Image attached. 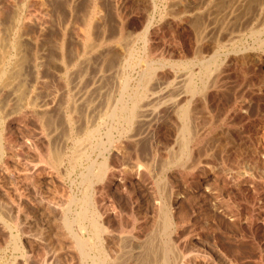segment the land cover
Masks as SVG:
<instances>
[{"label": "rangeland", "instance_id": "1", "mask_svg": "<svg viewBox=\"0 0 264 264\" xmlns=\"http://www.w3.org/2000/svg\"><path fill=\"white\" fill-rule=\"evenodd\" d=\"M39 1L0 0V53L31 24L27 93L0 90V264H95L102 243L114 264H264V0ZM91 10L108 38L82 55ZM88 195L101 243L77 219Z\"/></svg>", "mask_w": 264, "mask_h": 264}, {"label": "bare ground", "instance_id": "2", "mask_svg": "<svg viewBox=\"0 0 264 264\" xmlns=\"http://www.w3.org/2000/svg\"><path fill=\"white\" fill-rule=\"evenodd\" d=\"M55 1V0H54ZM52 3V0H40L39 3L41 4L42 8L45 6H47V3ZM50 3V4H51ZM59 5V4H58ZM53 6V5H52ZM51 6V7H52ZM55 6V5H54ZM49 7V6H48ZM47 7V8H48ZM50 7V8H51ZM47 8H45L44 10H46ZM53 8V7H52ZM55 8V7H54ZM53 8V9H54ZM52 9V10H53ZM97 10V9H96ZM49 11H51V9H49ZM59 11V10H57ZM48 12V11H47ZM91 15L88 16L86 22H85V28L83 29V33H84V38H83V50H82V55H84L87 51H93V50H96L97 48L101 47L103 45V43L105 42L104 41V36L107 35L106 31L108 30L107 28H104L102 31H103V35H102V38H98L97 37V34H96V30H95V27H94V24L93 22L97 19V15H95V10H91ZM2 13H4L2 11ZM1 13V14H2ZM99 10L97 12V14H99ZM46 14V13H45ZM52 14V13H51ZM48 15V14H47ZM53 15V14H52ZM1 16V15H0ZM51 16V15H50ZM3 18V17H2ZM28 20H30L28 18ZM15 21V19H14ZM4 22V21H3ZM27 18H19V16L17 15V18H16V21H15V24L13 25L14 27L11 28V33L13 34L11 39L9 40V44H8V47L6 46L5 49L0 53V90H3L2 88H9V91L11 92H8V94L10 96L8 97H11L13 98V96H16L19 92H21L22 94L26 92V90L24 91L23 88H25V86L27 85L28 86V73L26 72V65H27V62H28V43H23L22 42V36H23V31H27V29H30V25L27 24ZM41 24V23H40ZM44 24V23H43ZM43 24L41 25H38L39 26V29H40V32H39V35L35 37V41L36 42H39L41 40L42 37V34L45 32V28L43 27ZM47 25V24H46ZM34 26V25H33ZM45 26V25H44ZM35 27V26H34ZM37 28V27H36ZM38 29V28H37ZM47 31V29H46ZM124 27L121 29V34H124ZM46 33V32H45ZM109 33V32H108ZM120 34V36H121ZM99 36V35H98ZM108 36V35H107ZM105 36V37H107ZM108 38V37H107ZM27 41L30 42V39L29 38H26ZM63 41V42H62ZM62 46L65 47V42L64 40H62ZM107 42H111V41H107ZM135 42V41H134ZM2 46V45H0ZM4 47V46H2ZM0 47V49L2 48ZM109 55V53H108ZM108 55L106 54V58H108ZM62 59L64 57H61ZM105 58V59H106ZM209 72V71H208ZM213 72V71H212ZM210 73V72H209ZM153 79V76L152 75H149V79L147 81L146 84L143 85V88H144V93H147L150 89H149V82ZM30 87V86H29ZM189 88H191L192 91H196L197 89H193L189 83V86H187ZM206 89V87H205ZM6 91V89H4ZM31 90V89H30ZM203 90V89H202ZM8 91V90H7ZM6 91V92H7ZM24 91V92H23ZM32 92V91H31ZM27 93V92H26ZM29 93V92H28ZM22 94L20 95V97H22ZM30 94V93H29ZM3 95V94H2ZM6 95V94H5ZM148 95V94H147ZM146 95V96H147ZM25 96V95H24ZM19 97V96H18ZM14 99V98H13ZM12 99V100H13ZM19 101H20V98H18ZM22 99V98H21ZM24 99V98H23ZM2 100V98L0 99ZM11 100V99H9ZM11 100V101H12ZM10 102V101H9ZM8 103V102H6ZM6 103L3 104L6 105ZM11 103V102H10ZM9 103V105H11ZM30 104V101L28 102ZM4 105L2 106V104L0 103V106L1 107H4ZM9 107V106H8ZM136 107V103L134 102L133 103V109ZM127 108H128V105H127ZM4 109V108H2ZM125 109V107L123 106V110ZM185 110V109H184ZM183 110V111H184ZM3 112V111H1ZM0 112V114H1ZM4 113V112H3ZM188 113V112H187ZM184 115V114H183ZM188 115V114H187ZM131 116V117H130ZM128 116V121L131 120V118L133 119L135 114L133 115H130ZM189 116V115H188ZM73 117V116H72ZM3 118L5 119V115L3 116ZM184 118H186V116H184ZM3 119V120H4ZM186 120V119H185ZM130 124H131V121H130ZM132 125V124H131ZM185 126V125H184ZM187 126V125H186ZM191 126V124H190ZM189 127V126H188ZM184 130L183 133H184V136L183 137V143H184V146H183V149H182V156L183 157H187L189 156L191 153H193V149L190 148V142L191 140V136L190 138L187 136L188 135V128L187 127H183ZM193 130V129H192ZM6 131V130H5ZM192 132V131H191ZM6 134V133H5ZM5 134H4V131L3 129L0 130V151L2 153H6L5 151ZM193 134V132L191 133ZM193 136V135H192ZM196 138V137H195ZM82 142V141H81ZM81 144V143H79ZM81 146V145H80ZM12 149V147H10ZM105 148V147H104ZM6 149H7V146H6ZM53 149V148H52ZM29 150V149H28ZM50 150V149H49ZM121 151V149H119ZM48 151V150H47ZM54 151V150H53ZM80 152V151H79ZM4 153V154H5ZM53 153V152H52ZM141 153V152H140ZM54 154V157H55V160H56V163L58 164H63L65 159L68 158V156L65 154H57L55 156V153ZM74 154V153H73ZM86 154V150L84 149L82 152L79 153L78 158L79 160L82 158V156H84ZM75 155V154H74ZM51 156V155H50ZM71 157V156H70ZM109 157V156H108ZM54 159V158H52ZM51 159V160H52ZM107 159V158H106ZM110 159V158H109ZM180 159V158H179ZM183 160V158H181ZM49 160V158H48ZM73 160V163H75V158L74 159H71ZM108 160V159H107ZM105 160L104 162H102L98 167H93L89 170V173L87 174L86 178H87V181L88 183L91 185L93 182H95L96 180H100L103 179L106 175V172L108 170V167H109V164H108V161ZM178 160V158H177ZM186 160V159H185ZM185 162V161H184ZM92 167V166H91ZM105 179V178H104ZM97 182V181H96ZM89 191V190H88ZM92 192V191H91ZM89 194V193H88ZM91 195V194H90ZM90 195L88 196H85L82 200H76L77 201V205L79 206L80 205V211H78L77 213V219L80 221V230H84L86 228L85 226V222L86 221H90V224L91 226H93V230H94V237L96 238H99L100 240V243H101V238L103 237V233L106 232V228L103 226V224H101L99 222V217H100V214L97 212V210H93V206H94V203L92 201V197H90ZM173 214V213H172ZM69 221V227H71L72 225V221H70V219L68 220ZM165 232L166 234H168V236L171 237V234L173 233V230L175 228V224H174V218H173V215H171V212H170V215H169V212L167 213V215L165 216ZM108 233V232H107ZM106 233V234H107ZM103 234V235H102ZM82 235V234H81ZM81 235H78L77 236V246H79V249L82 250L84 252V254L86 255H89L90 256V253H91V250L89 251V244L87 241H84L82 239V237H80ZM128 238V237H127ZM17 239V238H16ZM86 239V238H85ZM124 239V237L122 238ZM170 239V238H169ZM90 241V240H89ZM103 241V240H102ZM122 241V240H121ZM169 242V240L167 241ZM94 243V242H93ZM99 243V244H100ZM171 243V241H170ZM103 244V243H102ZM102 244H100L99 246H92V250H96L97 251V254H96V259H95V264H114V261H110L109 257L107 256L106 252L104 251L105 249L103 248ZM105 244V243H104ZM169 244V243H168ZM165 248V247H164ZM171 248H169L167 251V253L165 252V260L163 261L162 260V263L161 264H170L171 263V259L169 257L170 255V252L173 253L172 249L170 250ZM177 253V252H176ZM179 255V254H178ZM176 257V258H175ZM174 259L172 260H175L174 262H172V264H177L178 262V256H175ZM181 257V255H180ZM159 264V263H158Z\"/></svg>", "mask_w": 264, "mask_h": 264}]
</instances>
